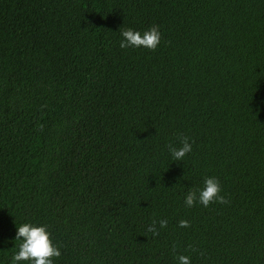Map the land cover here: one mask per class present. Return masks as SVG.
Masks as SVG:
<instances>
[{
    "label": "trees",
    "instance_id": "16d2710c",
    "mask_svg": "<svg viewBox=\"0 0 264 264\" xmlns=\"http://www.w3.org/2000/svg\"><path fill=\"white\" fill-rule=\"evenodd\" d=\"M22 222L53 264H264V0H0V264Z\"/></svg>",
    "mask_w": 264,
    "mask_h": 264
},
{
    "label": "clouds",
    "instance_id": "9594fccd",
    "mask_svg": "<svg viewBox=\"0 0 264 264\" xmlns=\"http://www.w3.org/2000/svg\"><path fill=\"white\" fill-rule=\"evenodd\" d=\"M119 46L121 49L129 47H143L155 51L161 40L158 27H150L143 32L131 28L120 32ZM192 143L189 137L184 136L179 140V147L169 146L168 152L173 161H182L186 154L191 153ZM212 202L225 203L220 195V185L215 177L204 178L203 187L197 190H188L183 198L184 206L193 207L200 204L207 207ZM167 220L159 221V228L167 226ZM179 227H188V222L181 220ZM148 231L157 234V222L153 221ZM14 241L17 242L16 250L11 256L10 264H53L54 258H59V248L50 239V233L45 225H37L31 222H22L15 225ZM178 264H190V258L184 255L176 257Z\"/></svg>",
    "mask_w": 264,
    "mask_h": 264
}]
</instances>
